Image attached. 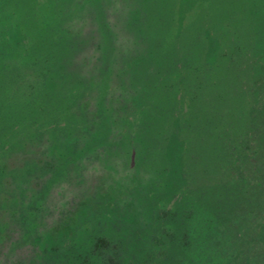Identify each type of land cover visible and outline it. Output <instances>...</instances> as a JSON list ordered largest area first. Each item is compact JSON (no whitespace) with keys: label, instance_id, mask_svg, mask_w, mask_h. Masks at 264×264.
Listing matches in <instances>:
<instances>
[{"label":"rangeland","instance_id":"rangeland-1","mask_svg":"<svg viewBox=\"0 0 264 264\" xmlns=\"http://www.w3.org/2000/svg\"><path fill=\"white\" fill-rule=\"evenodd\" d=\"M252 2L263 14L264 0H0V146L17 180L51 193L43 222L89 217L83 238L68 226L52 244L56 264H264V19L255 28ZM144 132L139 151L128 141ZM53 140L75 157L47 158ZM20 225L0 264L49 246Z\"/></svg>","mask_w":264,"mask_h":264},{"label":"trees","instance_id":"trees-1","mask_svg":"<svg viewBox=\"0 0 264 264\" xmlns=\"http://www.w3.org/2000/svg\"><path fill=\"white\" fill-rule=\"evenodd\" d=\"M250 4H248V7H246L247 9H246L245 13L248 14L249 17H251L252 22L256 28L259 25V21L261 19H264V13L262 14V13L257 12L254 8L253 2L251 5ZM243 9L244 8H242V10ZM260 121L262 122V124H264V117H261V119L259 120V123H260ZM151 131H153V129ZM34 134L37 135L36 131L30 132L27 135H23V134L21 135L22 138L20 137L19 140L22 139V147L25 146V144H27V143L30 144V143L35 142L36 137H34L35 136ZM147 134H149V132L141 133V136H139V139H135L133 137H130L128 143H130V145H131V144H135L136 141H138V142L140 141V143L141 144L143 143L144 146L139 145L138 149H139V151H142L143 147L149 146L147 143L149 141L146 138ZM171 134L175 135L174 131ZM176 135H179V137H180L179 138L177 136L176 139L179 140V142L181 144H185V146H186L188 139H187V137L186 138L184 137L185 134L183 135V133H182V135H181V132L179 131L178 134H176ZM240 135H241V137H240L241 145H243L246 142V140L248 139L249 134H248V132L245 131L243 133L241 132ZM260 135H261V137H263L262 138V140H263L264 139V128L261 130ZM1 136H2V133H0V141L2 140ZM187 136H189V134ZM81 137H82V135H81ZM93 138H98V136L94 135ZM49 140L50 139L48 137H44V141L48 142ZM69 141L70 140H66V141L65 140H53L52 145L49 148V154L46 157L49 158V156H54L58 159L61 157H66V156H68L67 158L75 157V155H74L75 151H73L72 149H70L68 147L69 145L67 142H69ZM91 141H92V139H91ZM50 142H51V140H50ZM235 143H234V145H232L230 147V152H231V150H237V147H236L237 141ZM29 144H27V145L29 146ZM2 146H4V145H2ZM2 146H0V239H2V240H0V246H2L6 237L10 239V237H12V235H16V238H18L21 235L22 228L20 227L21 226L20 221L22 219V221H26V223H27V229H28L27 232L28 233H31L32 231H34L35 234H38V237L41 236L42 241H45V242L49 241L48 243H50L49 244L50 247L48 246V244H45L42 246L41 252H40V254H37V259H35L34 263L32 261H29V262L31 264H56L59 261V258H58L59 254L55 252L56 250L54 248H51V246L53 247L52 244L56 243V242H61L65 238L68 237V236H65V233H66L65 227H68V226L73 228L72 229L73 231L71 232V235L73 237H75L78 240L83 238L84 233L82 231L87 230V228L89 229V227H90L88 224V221H87V219L89 217L86 214V212L83 210L82 212L80 211L81 214H80V212H76L75 214H73L76 217V219H77L76 220L75 218L71 217V215H72L71 212L67 210L66 215L65 216L62 215L61 220H59V222H57V224L55 226L54 225L52 226L50 224H46L45 221L43 222L44 216L46 214H48L50 211L52 212V210L50 209V206H49V201H50L49 196L51 193L47 196L48 198H45L44 196L38 194L39 193L38 190H37V192L34 191V188H37L38 183L41 180V178L35 182H33V181L32 182L31 181H28V182L25 181L24 182L21 180H17L16 177L13 176V171H11L15 165L14 164L15 158L13 159L12 155L10 156V154L5 153L2 149L3 148ZM238 151H240V150L238 149ZM129 152L130 151L128 150L127 154H129ZM139 155H140V153H139ZM179 158L180 159L182 158L181 154H179ZM134 165H137V164L134 163ZM33 177H35V176H33ZM160 182L162 184V181H160ZM161 184H160V186H162ZM31 191H33V192H31ZM158 192H160V191H158ZM46 193H47V191H46ZM76 195H78V194H76ZM44 198H45V200H44ZM52 198H53V196H52ZM20 203H23V205H24L23 212L14 208V206L19 205ZM43 205L44 206L46 205V207L44 209L45 214L41 215V208ZM71 205L72 206H75V205L76 206L77 205L83 206L84 204L81 201H76L73 197ZM9 206L11 208V211L4 210V209L8 208ZM39 215H41L40 218L42 219L41 224H39L40 222L38 223V220L40 219ZM60 217H61V215H60ZM98 217L100 218L99 215H98ZM128 217L131 218L130 216H126L125 218L128 219ZM35 218H37V222H36V220L35 221L33 220ZM74 219L76 220V223L74 222ZM118 220H119V223H122V225L126 223L123 221V218H121V217ZM62 225H64V226H62ZM32 227H34V229H32ZM23 231H25V230H23ZM27 232H23V233L26 234ZM123 232H124V230H123ZM0 253H1V251H0ZM163 254H164L163 251L158 253L159 256L160 255L162 256ZM148 262L151 264V260H148V259H146L145 262H143V263L140 262L138 264H149ZM126 264H136V263H134L133 260H129V262H127Z\"/></svg>","mask_w":264,"mask_h":264}]
</instances>
